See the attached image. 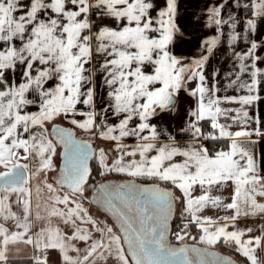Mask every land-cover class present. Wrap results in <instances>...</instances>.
Here are the masks:
<instances>
[{
  "label": "snow or ice",
  "instance_id": "1",
  "mask_svg": "<svg viewBox=\"0 0 264 264\" xmlns=\"http://www.w3.org/2000/svg\"><path fill=\"white\" fill-rule=\"evenodd\" d=\"M226 6L206 8L215 33L188 58L174 51L197 39L179 0H0V264L21 241L38 250L34 264H48L50 249L64 264H237L221 246L264 264V224L238 223L264 216L254 154L264 118L249 112L264 101V38H254L264 0H235L251 11L242 31ZM225 26L235 65L220 95L206 68ZM241 40L247 47L236 51ZM182 103L172 132L163 116Z\"/></svg>",
  "mask_w": 264,
  "mask_h": 264
},
{
  "label": "crops",
  "instance_id": "2",
  "mask_svg": "<svg viewBox=\"0 0 264 264\" xmlns=\"http://www.w3.org/2000/svg\"><path fill=\"white\" fill-rule=\"evenodd\" d=\"M161 6H163L165 0H158ZM224 0H179L180 6H181V12L183 13L181 20L185 22L186 27H194V35L197 39H194L191 43H185L178 45L174 51L177 55H182L188 58H191L195 55H197L200 51L199 47V40L203 38L205 35H212L215 33L214 28H206L204 24V15L206 8L209 6H212L213 4H219L223 3ZM241 4H244L247 2V0H240ZM230 12H235L239 23L237 26V31H242L244 27V21L247 17L251 16V11H246L243 7L237 8L235 6V0H227V6L223 11V15L225 18H227V15ZM195 14V15H193ZM199 18L201 20V25L193 26L190 23H188L190 20H195ZM229 31L228 26H225L224 28V35L222 37L221 43L218 45V47L214 50L213 55L210 57V60L208 62V66L206 68V74L209 77V81H212L215 79L216 81L219 82V86L221 88V92L219 93L220 95L225 94L224 88L225 85L227 84V80L225 79V74L232 71L234 65H235V58L233 56V49L231 46L228 45L227 43V33ZM186 35L191 36L193 33H186ZM257 40L264 38V18H262L258 22V31L255 34V37ZM247 45L245 42L238 41L235 50L236 51H241L245 50ZM258 54H264V49L259 50ZM264 67V65H261ZM218 70V75L213 77V72ZM96 82L99 85L97 88V106L102 107V104L100 103L101 101L106 99V92H105V87L102 85V74L97 71L96 73ZM191 83L192 87H195V83ZM227 94L233 95V94H244V93H238L235 91V89L229 88L227 89ZM264 96V93L261 94ZM183 100L187 101V105L189 106H194L195 105V98L183 96ZM226 107H237L238 105L232 104V105H224ZM185 107L186 105L182 103L180 110L175 113V114H165L163 116V124L169 128L170 131L175 132L177 128L182 126V119L185 114ZM30 110H36L34 106L30 107ZM249 112L250 115L253 116H260L264 118V101H258L254 102L252 105L249 106ZM114 119V118H113ZM221 121L224 122L223 118H221ZM59 122V121H58ZM153 122H156L155 120ZM64 126H69L68 123L65 121L63 122ZM208 130V129H206ZM233 130H235V126H233ZM80 132H77V135L80 136ZM86 134V133H83ZM178 139H181V137H178ZM182 139H188L187 136L182 137ZM95 142V140L93 141ZM126 142L131 143V140H126ZM224 141H221L220 144L217 145V147H220L224 144ZM254 154H255V159L257 160L258 166L264 168V139H260L257 141V143L254 145ZM59 162V158L57 159ZM2 170V169H0ZM223 195L228 196V192H224ZM13 201L15 200V196H13ZM13 210L18 211V206L13 203ZM179 207H177V215L179 214ZM41 211L43 213V205L41 206ZM207 214H218V215H223L225 214L223 211H217L215 208H209L207 210ZM0 222H3L0 220ZM53 223L55 225L58 223L56 219L53 220ZM238 223L243 227L245 225H259V224H264V216H258V217H247V218H240ZM6 226L10 230H17L15 228V223L14 221L9 220L6 224ZM62 229L67 230L64 225H60ZM253 235L259 234V229H256L252 233ZM80 247H83V243L81 242ZM225 250L234 253L235 257L241 264H250V262L247 260V258L243 257L240 253L235 252L232 249L226 248L221 246ZM19 249V251H17ZM53 252H59L58 250H52L50 249L48 251V259L49 255ZM74 252H72L73 254ZM38 253V250L33 246V245H28L24 242H17L14 244L9 245V251L7 252V255L9 257L8 264L10 260L14 259H26L28 261L27 264H34V261L32 257ZM262 260H264V249L258 250L257 253ZM64 264V263H63Z\"/></svg>",
  "mask_w": 264,
  "mask_h": 264
},
{
  "label": "rangeland",
  "instance_id": "3",
  "mask_svg": "<svg viewBox=\"0 0 264 264\" xmlns=\"http://www.w3.org/2000/svg\"><path fill=\"white\" fill-rule=\"evenodd\" d=\"M80 138H87V134H79ZM94 144L96 143L93 142ZM57 163H59V161L57 160ZM178 221V220H176ZM55 225V223H53ZM72 254V253H70ZM73 255H75V252L73 253ZM64 261L62 259V254L60 252H53L49 255V259H48V264H63ZM100 264H103V262H100ZM108 264H113V260H109Z\"/></svg>",
  "mask_w": 264,
  "mask_h": 264
},
{
  "label": "flooded vegetation",
  "instance_id": "4",
  "mask_svg": "<svg viewBox=\"0 0 264 264\" xmlns=\"http://www.w3.org/2000/svg\"><path fill=\"white\" fill-rule=\"evenodd\" d=\"M175 226H176V220H175V223H174V225H173V230H175ZM170 240H171V242H172L173 244L178 243L177 241H175V239H174L173 237H170ZM186 242L189 243V244L195 243V241H192V240H188V241H186ZM215 250L220 251L222 254H225V255H231V256L233 257V259H234L235 261H237V264H241V263H239V261H238L237 258L235 257L234 253L229 252V251L225 250V249L222 248V247H218V248L215 249Z\"/></svg>",
  "mask_w": 264,
  "mask_h": 264
},
{
  "label": "trees",
  "instance_id": "5",
  "mask_svg": "<svg viewBox=\"0 0 264 264\" xmlns=\"http://www.w3.org/2000/svg\"><path fill=\"white\" fill-rule=\"evenodd\" d=\"M176 224H179V220L176 221ZM28 261L26 259H14V260H10L9 264H27Z\"/></svg>",
  "mask_w": 264,
  "mask_h": 264
}]
</instances>
